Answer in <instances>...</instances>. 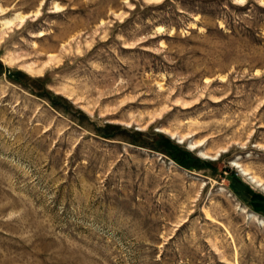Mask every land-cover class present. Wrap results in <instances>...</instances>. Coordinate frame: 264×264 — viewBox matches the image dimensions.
I'll list each match as a JSON object with an SVG mask.
<instances>
[{
    "label": "rangeland",
    "instance_id": "374dc122",
    "mask_svg": "<svg viewBox=\"0 0 264 264\" xmlns=\"http://www.w3.org/2000/svg\"><path fill=\"white\" fill-rule=\"evenodd\" d=\"M238 166L264 184V0H0V264H264Z\"/></svg>",
    "mask_w": 264,
    "mask_h": 264
},
{
    "label": "bare ground",
    "instance_id": "6f19581e",
    "mask_svg": "<svg viewBox=\"0 0 264 264\" xmlns=\"http://www.w3.org/2000/svg\"><path fill=\"white\" fill-rule=\"evenodd\" d=\"M25 17L23 16H17L13 19L10 20H4L2 23V27L4 28V30H8L10 28H12L16 23L18 25L23 24V22L25 21ZM205 156V155H204ZM237 168L240 169L241 173L245 176L248 177L250 179V181L252 183H254L257 187H260L264 190V184L262 183L261 180H259L258 178H256L255 176L250 175L245 169H243L242 167L238 166ZM207 216V215H206ZM251 217H254L253 214L251 215ZM261 223H263V221H261Z\"/></svg>",
    "mask_w": 264,
    "mask_h": 264
},
{
    "label": "trees",
    "instance_id": "16d2710c",
    "mask_svg": "<svg viewBox=\"0 0 264 264\" xmlns=\"http://www.w3.org/2000/svg\"><path fill=\"white\" fill-rule=\"evenodd\" d=\"M173 158L175 159V160H177V161H179L180 163H182L183 162V159L181 160V155H179V154H174L173 155ZM185 159L187 158V155H186V157H184ZM188 159V158H187ZM198 162H200V161H197V160H193V163H198ZM184 164V166H186V168H193V167H195V165H189V164H187V165H185V163H183ZM196 167H197V164H196ZM235 182L236 183H238L239 181L237 180V179H235L234 180V185L233 186H235ZM256 206V205H255Z\"/></svg>",
    "mask_w": 264,
    "mask_h": 264
}]
</instances>
